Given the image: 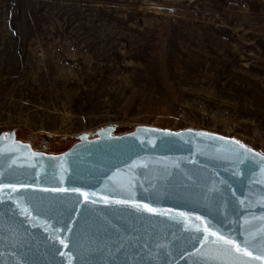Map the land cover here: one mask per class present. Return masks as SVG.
I'll return each instance as SVG.
<instances>
[{
    "label": "rangeland",
    "instance_id": "1",
    "mask_svg": "<svg viewBox=\"0 0 264 264\" xmlns=\"http://www.w3.org/2000/svg\"><path fill=\"white\" fill-rule=\"evenodd\" d=\"M106 125L264 155V0H0V132L61 153Z\"/></svg>",
    "mask_w": 264,
    "mask_h": 264
},
{
    "label": "water",
    "instance_id": "2",
    "mask_svg": "<svg viewBox=\"0 0 264 264\" xmlns=\"http://www.w3.org/2000/svg\"><path fill=\"white\" fill-rule=\"evenodd\" d=\"M113 129L61 153L0 132V264H264L262 153L195 129Z\"/></svg>",
    "mask_w": 264,
    "mask_h": 264
},
{
    "label": "snow or ice",
    "instance_id": "3",
    "mask_svg": "<svg viewBox=\"0 0 264 264\" xmlns=\"http://www.w3.org/2000/svg\"><path fill=\"white\" fill-rule=\"evenodd\" d=\"M248 151H250V150H248ZM73 191H79V189H73ZM82 195H85V196H86L87 194L82 193ZM116 203L128 204V203H130V202L125 200V201H116ZM133 203H134V202H133ZM134 206L137 207V208L140 207L139 204H135ZM144 207L147 208V210L150 211V212L155 211V209L148 208L147 205H144ZM25 212H27V209H25ZM29 215H30V213H29ZM180 215L183 216L184 214H183V213H180ZM204 231H205V233H207V232H208V229L205 228ZM212 235H216V233H212ZM219 239H220V240H224V243H226V244H231V245H233V246L236 248V251H238V252L240 251V247H239V245H236L235 241H233V240H225L223 236H220ZM61 243H63V241H61ZM201 243H204V241H201ZM244 243L246 244L247 241H245Z\"/></svg>",
    "mask_w": 264,
    "mask_h": 264
},
{
    "label": "trees",
    "instance_id": "4",
    "mask_svg": "<svg viewBox=\"0 0 264 264\" xmlns=\"http://www.w3.org/2000/svg\"><path fill=\"white\" fill-rule=\"evenodd\" d=\"M122 134H124V133H122ZM122 134H120V135H122ZM113 135H119V134H115L114 132H113ZM34 142V141H33ZM33 142H32V140H30L29 141V143L31 144V146L33 147V149H35V145L33 144ZM61 142V141H60ZM60 142H57V143H55V144H60ZM65 143V141H62V144H64ZM74 144V143H73ZM72 144V145H73ZM41 145V149L40 150H43V151H45V152H51V146H49V145H45V144H40ZM71 145V146H72ZM54 146H57V145H54ZM54 146H52V147H54ZM71 146H69V148L71 147ZM37 150V149H36Z\"/></svg>",
    "mask_w": 264,
    "mask_h": 264
},
{
    "label": "flooded vegetation",
    "instance_id": "5",
    "mask_svg": "<svg viewBox=\"0 0 264 264\" xmlns=\"http://www.w3.org/2000/svg\"><path fill=\"white\" fill-rule=\"evenodd\" d=\"M15 138L16 139H18V140H20V141H23V142H27V143H29V141H25V140H22L18 135H17V133L15 132ZM30 144V143H29ZM31 145V144H30ZM32 147V146H31ZM32 149H33V147H32ZM33 150H36V149H33ZM36 151H43V150H36ZM43 152H45V151H43ZM47 153H50V152H47Z\"/></svg>",
    "mask_w": 264,
    "mask_h": 264
}]
</instances>
